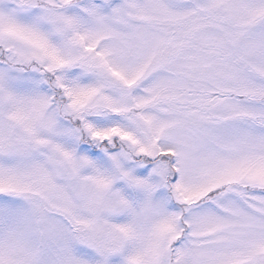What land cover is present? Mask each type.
Returning <instances> with one entry per match:
<instances>
[{
    "label": "snow or ice",
    "instance_id": "obj_1",
    "mask_svg": "<svg viewBox=\"0 0 264 264\" xmlns=\"http://www.w3.org/2000/svg\"><path fill=\"white\" fill-rule=\"evenodd\" d=\"M0 264H264V0H0Z\"/></svg>",
    "mask_w": 264,
    "mask_h": 264
}]
</instances>
